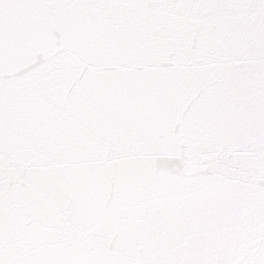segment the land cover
Instances as JSON below:
<instances>
[{"label":"snow or ice","instance_id":"6c2138e0","mask_svg":"<svg viewBox=\"0 0 264 264\" xmlns=\"http://www.w3.org/2000/svg\"><path fill=\"white\" fill-rule=\"evenodd\" d=\"M0 264H264V0H0Z\"/></svg>","mask_w":264,"mask_h":264}]
</instances>
